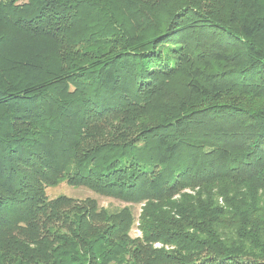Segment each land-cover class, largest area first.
I'll use <instances>...</instances> for the list:
<instances>
[{
  "label": "trees",
  "instance_id": "1",
  "mask_svg": "<svg viewBox=\"0 0 264 264\" xmlns=\"http://www.w3.org/2000/svg\"><path fill=\"white\" fill-rule=\"evenodd\" d=\"M0 264H264V0H0Z\"/></svg>",
  "mask_w": 264,
  "mask_h": 264
},
{
  "label": "rangeland",
  "instance_id": "2",
  "mask_svg": "<svg viewBox=\"0 0 264 264\" xmlns=\"http://www.w3.org/2000/svg\"><path fill=\"white\" fill-rule=\"evenodd\" d=\"M46 195L50 199L56 196H59V195H67V196L73 197L78 200L89 197V198L95 199L99 207H102L110 211L116 210L117 208L118 209L123 208L124 206H129L136 218L134 225L130 229V236L131 237L140 236V230L138 229L137 217L141 211V205L128 204V203L122 202L120 200H117V199H114L108 196L97 194L84 187L70 186L66 182H60L57 185L47 187ZM156 246H159V245L156 244Z\"/></svg>",
  "mask_w": 264,
  "mask_h": 264
}]
</instances>
